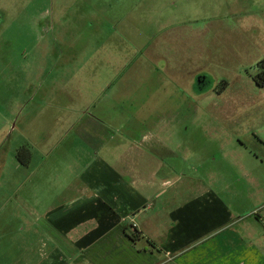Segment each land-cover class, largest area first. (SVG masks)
Listing matches in <instances>:
<instances>
[{
  "label": "rangeland",
  "instance_id": "rangeland-1",
  "mask_svg": "<svg viewBox=\"0 0 264 264\" xmlns=\"http://www.w3.org/2000/svg\"><path fill=\"white\" fill-rule=\"evenodd\" d=\"M263 58L264 0H0V233L132 145L264 213Z\"/></svg>",
  "mask_w": 264,
  "mask_h": 264
},
{
  "label": "crops",
  "instance_id": "crops-1",
  "mask_svg": "<svg viewBox=\"0 0 264 264\" xmlns=\"http://www.w3.org/2000/svg\"><path fill=\"white\" fill-rule=\"evenodd\" d=\"M157 155L93 159L52 202L27 203L18 232L0 233V264H264V213Z\"/></svg>",
  "mask_w": 264,
  "mask_h": 264
},
{
  "label": "trees",
  "instance_id": "trees-1",
  "mask_svg": "<svg viewBox=\"0 0 264 264\" xmlns=\"http://www.w3.org/2000/svg\"><path fill=\"white\" fill-rule=\"evenodd\" d=\"M256 68H257V72L254 75H252V78L257 85L264 86V58L257 62ZM25 151H27V148L25 146H21L16 154L18 160L22 164H25V161L22 160V156L25 153Z\"/></svg>",
  "mask_w": 264,
  "mask_h": 264
}]
</instances>
